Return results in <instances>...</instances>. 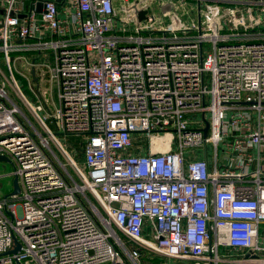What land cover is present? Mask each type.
<instances>
[{
    "label": "built area",
    "instance_id": "1",
    "mask_svg": "<svg viewBox=\"0 0 264 264\" xmlns=\"http://www.w3.org/2000/svg\"><path fill=\"white\" fill-rule=\"evenodd\" d=\"M61 1L0 0V264H264V0ZM47 51L53 111L12 58Z\"/></svg>",
    "mask_w": 264,
    "mask_h": 264
},
{
    "label": "crops",
    "instance_id": "2",
    "mask_svg": "<svg viewBox=\"0 0 264 264\" xmlns=\"http://www.w3.org/2000/svg\"><path fill=\"white\" fill-rule=\"evenodd\" d=\"M57 3L59 4V6L62 7V1L61 0H56ZM173 2L172 0H165V3H163V5H158L156 7V12L159 15H164L165 12L169 13L170 10H172V4L170 3ZM177 1V0H176ZM187 2V7H193L196 10V7H198V1L197 0H186ZM217 1V0H215ZM234 1V0H231ZM195 17H198V13L196 14L195 12ZM17 43H24V42H32V40H16ZM14 60L16 59V74H17V78L19 83L21 84L22 81L20 79H23L27 84H28V80L23 76V74L25 76H27L28 78L31 79L32 82V86L33 87H37L38 91L40 92V96L42 98V100H44V106L46 109H48L49 111H53V109L55 108V106L58 104V88H57V84L55 81H51L50 80V76H48V73L45 69V67L43 66L44 64H48V65H53L54 63V54L52 51H47L43 54H36L34 52H16L14 53ZM19 57H22L21 59H19ZM36 63L37 65L33 66V63ZM29 85V84H28ZM45 94H43V93ZM50 95L51 96V101L49 98H47L46 96ZM30 99L32 102L35 103H40L42 101L38 100L36 97H34L33 95L30 96ZM137 150L134 148L132 150V152H136ZM78 152V151H77ZM76 158L79 161H83V155L81 154H77ZM11 164L13 165V163L11 162ZM12 176V181H11V190L10 193L13 191V181L15 176L13 175V172L11 174ZM145 253V252H144ZM148 256L151 255H142L140 261L141 264H162L163 262H165L166 264H186L184 262H180L174 259H165L162 257H152V259ZM144 262V263H143Z\"/></svg>",
    "mask_w": 264,
    "mask_h": 264
},
{
    "label": "rangeland",
    "instance_id": "3",
    "mask_svg": "<svg viewBox=\"0 0 264 264\" xmlns=\"http://www.w3.org/2000/svg\"><path fill=\"white\" fill-rule=\"evenodd\" d=\"M141 0H137V2L139 3ZM142 7H143V10L140 11V17L142 16H145L147 13L149 12H156V7L159 5V2L158 0H144L142 3H141ZM134 13V12H133ZM125 15L127 16V14L122 11V10H119L117 9V15L118 17L122 16V15ZM118 25L120 26L121 22H120V19H118ZM130 29H132V22H130ZM15 57L14 54L12 55V58ZM0 66L1 68L3 69V71L8 74V69L5 65V63L2 61V59L0 60ZM209 78H210V75L209 74H206V83H209ZM22 81V83L20 84V87L22 89V91L27 95V97L30 99V96H32V93L30 91V88H29V85L23 80V79H20ZM34 89L37 91V87L35 86ZM8 91H9V94L11 95L12 99L17 103L19 104V106L22 108V110L25 112V114L27 116H29V118L31 119V115L28 111V109L22 105L20 103V99L18 98L17 94L13 91V89L10 87V85H8ZM43 93V92H42ZM45 94V93H43ZM47 98L50 99L51 101V96L50 95H47L46 96ZM31 100V99H30ZM44 113H41V115H43ZM201 119V117H200ZM54 129H56V127L54 126ZM58 134V132H57ZM58 137H63L61 134H58ZM69 148H74V147H77L78 145H81L82 142H83V138L82 137H78V136H66V141ZM81 149L79 148V151L75 152V158H76V155L77 154H80L81 156ZM78 164L83 168V163L82 161H79L77 158H76ZM72 167H69V171L72 170L71 169ZM14 170V166L11 164V163H0V200L9 196L10 195V190H11V181H12V172ZM144 253V252H143ZM143 259V258H142ZM140 258V260H142ZM142 262V261H140ZM144 263V262H143Z\"/></svg>",
    "mask_w": 264,
    "mask_h": 264
},
{
    "label": "water",
    "instance_id": "4",
    "mask_svg": "<svg viewBox=\"0 0 264 264\" xmlns=\"http://www.w3.org/2000/svg\"><path fill=\"white\" fill-rule=\"evenodd\" d=\"M209 129V124H207L206 129L204 130L205 133H207ZM11 159L7 156H2L0 155V163H11ZM21 193V187H20V183H19V179L18 177L14 178L13 181V191L10 193L9 196H17ZM20 243L17 239H15V248L13 250L10 251L11 254H15L19 249H20Z\"/></svg>",
    "mask_w": 264,
    "mask_h": 264
},
{
    "label": "trees",
    "instance_id": "5",
    "mask_svg": "<svg viewBox=\"0 0 264 264\" xmlns=\"http://www.w3.org/2000/svg\"><path fill=\"white\" fill-rule=\"evenodd\" d=\"M77 148H78V149H79V148L81 149L80 145H78ZM145 254H146V253H142V255H145ZM147 255H148V254H147ZM148 257H150V258L152 259V257H154V256L151 255V256H148Z\"/></svg>",
    "mask_w": 264,
    "mask_h": 264
}]
</instances>
